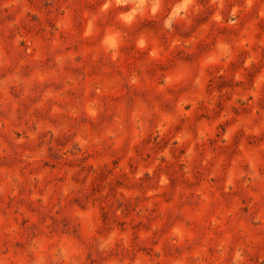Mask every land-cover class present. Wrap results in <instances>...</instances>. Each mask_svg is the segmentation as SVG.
<instances>
[{
	"label": "clouds",
	"instance_id": "1",
	"mask_svg": "<svg viewBox=\"0 0 264 264\" xmlns=\"http://www.w3.org/2000/svg\"><path fill=\"white\" fill-rule=\"evenodd\" d=\"M0 264H264V0H0Z\"/></svg>",
	"mask_w": 264,
	"mask_h": 264
},
{
	"label": "rangeland",
	"instance_id": "2",
	"mask_svg": "<svg viewBox=\"0 0 264 264\" xmlns=\"http://www.w3.org/2000/svg\"><path fill=\"white\" fill-rule=\"evenodd\" d=\"M143 62V57L142 56H137L134 55L131 51V49H127L126 50V59H125V66L127 69H132L135 68L138 64ZM159 72L158 68H154L153 72H152V82L154 83L155 81V76L156 74ZM92 158L89 157V160H91ZM118 163V162H117ZM195 213V209H191L188 211V214L192 215Z\"/></svg>",
	"mask_w": 264,
	"mask_h": 264
}]
</instances>
